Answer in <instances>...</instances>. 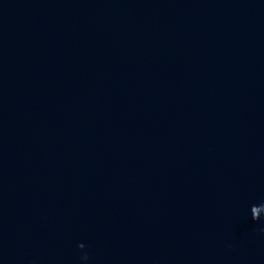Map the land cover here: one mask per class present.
<instances>
[{"label": "water", "instance_id": "95a60500", "mask_svg": "<svg viewBox=\"0 0 264 264\" xmlns=\"http://www.w3.org/2000/svg\"><path fill=\"white\" fill-rule=\"evenodd\" d=\"M0 264H264V0H0Z\"/></svg>", "mask_w": 264, "mask_h": 264}]
</instances>
